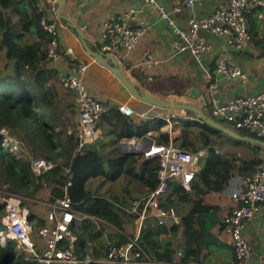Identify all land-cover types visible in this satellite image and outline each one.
Segmentation results:
<instances>
[{"label":"trees","instance_id":"1","mask_svg":"<svg viewBox=\"0 0 264 264\" xmlns=\"http://www.w3.org/2000/svg\"><path fill=\"white\" fill-rule=\"evenodd\" d=\"M21 7L22 10L19 11ZM12 11H19L16 20H12L9 15ZM42 16L37 7V0H0V51L5 52L7 61L4 69L0 70V196L20 197L23 206L30 213L33 228H36L43 224V220L37 212L35 213L36 208L40 206L42 193L49 192L50 198L46 201L48 203L53 198L63 197L66 187L74 210L88 216L74 220L71 224L77 238L76 253L90 254L87 244L89 241L99 244L102 229H98L97 224L89 217L122 231L125 220L138 219L141 209L138 213H129L124 207H117L111 201L95 196L87 187L89 178L99 174V158L93 153L84 152L86 148L80 153H75L78 140L76 122L73 120L76 116L73 92L61 86L56 69L47 67L49 60L46 50L50 38L39 25ZM157 81L149 84V89H156L166 95L168 88L165 83ZM112 112L114 110L111 107L102 118ZM115 119L125 123V119L118 114ZM163 124V118L147 121V129L138 136ZM178 126L180 137L173 142L176 147L189 152L199 149H205L207 152L199 161V172L191 184V190H198L199 195L219 192L227 185L234 172L239 176H247L254 171L255 166L263 163L259 157L226 158L216 153V144L221 132L203 123L181 121ZM2 132H6L17 143V153L10 151L11 148L4 144ZM239 133L248 134L246 131ZM169 141L168 134L159 135L158 144H168ZM234 141L254 151L262 150L256 145ZM25 153L55 162L56 167L36 178L29 168ZM142 158L144 156L141 154L109 158L107 164L112 170L110 179L115 180L123 173L130 174ZM144 161L146 165L142 168L139 180L149 191H153L158 184V159ZM68 168L69 173L66 172ZM68 182L70 185H67ZM188 194L183 187L171 180L167 192L159 198V205L161 208L171 209L170 205L176 196L188 199ZM208 211L209 208L202 206L198 200L179 224L160 227V233L166 236L176 234L182 229V263L191 260L199 262L198 251L203 243L212 238L210 229L216 221L210 227L205 226V218L202 216V213ZM3 213L4 209L0 206V220ZM168 226L170 228H167ZM3 230L0 222V232ZM127 237H132V234H119L115 244L123 243ZM138 242L154 262L172 264L174 261L172 241L160 240L152 223L145 222L142 225ZM15 248V242L0 243V264H38L26 261L23 256L17 257ZM95 251L99 252V249L93 248V258L96 257Z\"/></svg>","mask_w":264,"mask_h":264},{"label":"built area","instance_id":"2","mask_svg":"<svg viewBox=\"0 0 264 264\" xmlns=\"http://www.w3.org/2000/svg\"><path fill=\"white\" fill-rule=\"evenodd\" d=\"M141 8H128L110 14L102 23L98 36V50L101 54L114 59L125 58L139 44V42L153 29V23L139 22V16L148 13L158 15L170 27L178 40L171 43V48L177 53L188 52L200 63L208 50L200 33H209L223 37L227 47L235 51L249 48L252 36L249 30L247 15L255 7L262 5L255 0H225L220 3L211 14L202 18L191 19L185 30L176 26L174 16L184 9H193L196 5L209 0H140ZM170 9L167 11V5ZM39 20L41 28L49 35L47 45V59L55 62L61 56L59 46V28L55 21L44 17ZM154 55L147 53L143 65L152 68L158 65ZM86 64L80 63L68 74L59 76L61 86L73 92L76 111V137L78 140L75 153H80L86 146L93 144L100 137L99 121L112 107L97 98L88 89L84 73ZM205 107L208 115L215 121L239 133L246 131L248 136L264 141V89L255 95L233 96L228 100L219 97L218 89L221 81H237L243 79L242 69L231 61L230 55L222 54L215 61L212 74L207 76ZM117 110L125 117H132L133 109L116 105ZM165 124L181 121L197 122L194 115H187L181 110L171 111L162 117ZM171 126V125H170ZM218 153L217 150H215ZM205 149L189 152L176 147L173 142L168 144H153L144 150L146 159H158L157 181L153 191L142 200L133 202L129 213H138L142 218L150 217L157 227L179 224L180 219L173 209H164L159 205V198L168 189L169 181L173 180L186 191L197 174L199 161L206 156ZM32 174L38 178L56 167V163L29 156L26 158ZM70 172V168L66 170ZM70 185V182L67 183ZM239 188L231 194L235 204L230 212L222 218V225L229 237V244L234 256L231 264H248L251 257V247L244 236V229L248 222L264 208V163L255 166L254 171L247 176H241ZM61 198H53L46 204L43 212V224L33 228L30 213L23 206V200L17 196H0V206L4 213L1 224L4 230L0 232V243L15 242L16 256H23L26 261L38 264H161L156 263L139 245L138 236L127 237L121 244L107 243L104 258L95 259L89 253L77 255L76 235L71 228L74 220H81L76 216L71 200L64 187ZM49 200V198L47 199ZM121 208V207H120ZM93 221L96 218L89 217ZM264 258V252L262 253ZM182 264V263H180Z\"/></svg>","mask_w":264,"mask_h":264},{"label":"crops","instance_id":"3","mask_svg":"<svg viewBox=\"0 0 264 264\" xmlns=\"http://www.w3.org/2000/svg\"><path fill=\"white\" fill-rule=\"evenodd\" d=\"M224 1L209 0L196 5L191 10L184 9L179 15L174 16L177 28L185 30L191 19H198L211 14ZM255 1L261 2L262 5L255 7L247 15L252 36L251 45L247 50L235 51L227 47L223 37L201 32L200 37L205 41L208 50L200 63L195 62L190 53H177L172 50L171 43L178 40V37L165 22L159 20L157 14L148 13L145 10L146 14L139 16V22L153 23V29L130 54L125 58L117 59V61L129 77L131 74L135 75V78L130 77L133 84L141 90L159 96L165 97L167 94H171L172 82L185 83L186 85L182 88L180 96H172L175 97V100H190L206 113L208 110L202 103V97H205L207 89V76L212 74L216 59L220 55L228 53L231 61L242 69L245 77L237 81H221L218 89L219 97L222 100H228L233 96L243 94L255 95L264 89V0ZM141 6L140 0H65L60 14L69 15L71 25L75 28H77L76 23L78 21L83 23L80 30L86 37L88 48L91 51H96L99 46L98 36L102 23L109 15L128 8L139 9ZM37 7L41 8L45 18L55 21L59 28L61 56L55 62L49 61L47 67L56 69L60 76L68 74L78 64L85 63L87 67L83 77L88 89L97 98L112 106L114 110V112L108 113L100 119L98 124L100 137L93 144L86 146L84 151L93 153L99 158V174L97 177L89 178L87 187L92 189L91 187L95 186L94 191L96 193H93L95 196L109 200L117 207L121 206L129 209L133 202L144 199L149 192V188L139 180L142 168L146 165L144 160H149V158H142L130 174L123 173L115 180L110 179L112 170L107 164L108 159L121 155H143L144 150L149 149L153 144L158 145L161 133L168 134L169 143L174 142L180 137V127L176 123L152 127L142 135L150 140L141 141L138 139L142 137L138 134L147 129V121L152 122L155 119L165 117L171 111L134 100L106 67L87 54L75 29L65 20L57 17V4L54 0H37ZM20 10H22V7ZM169 10L167 5V11ZM19 11L9 13L12 20L17 19ZM147 53L154 55L156 60L159 61L157 66L147 68L143 65ZM6 64L5 52L0 51V70H3ZM155 80L165 83L166 88H168L166 95L156 89H149V84L151 85ZM191 90L198 93L199 97L189 96L188 93ZM116 105L133 109V116L130 118L125 117L117 110ZM117 114L125 119V123L115 119ZM187 115L193 114L187 112ZM74 119L76 122V116ZM215 150L226 158L253 159L259 157L264 163V149L254 151L224 135L218 137ZM197 172H199V166ZM240 178L241 176L234 172L232 178L221 191L210 192L205 195H199L198 190H191L190 187V190L186 191L189 193L188 199H180L176 196L173 204L170 205L181 222V219L187 216L194 207L195 202L200 200L202 206L209 208L208 213H202L205 218L204 225L210 227L216 221L210 229L212 238L203 243L202 248L198 251L200 253L199 262L191 260L182 263L180 261L184 247L181 228L176 234L166 236L160 233V227L154 225L152 218H142L140 216L136 220L124 219L125 223L122 231L102 221H93L97 224L98 229H102V234L99 237V244L95 243L96 241L88 242L87 251L89 250L90 254H93V248L99 249V252L95 251L94 253L95 258L102 260L107 243H117L119 234H132V237H136L139 235L142 225L145 222H150L157 231L160 240L170 239L172 241L175 253L172 264H231L233 254L229 237L221 221L235 205L231 200V194L238 190ZM94 182L95 185L92 186ZM43 197L47 201L50 198L49 192L42 193L41 198ZM44 206L46 205L40 203L37 209V214L41 219ZM167 228H170V226ZM243 233L251 247V257L248 264H264V258L262 257L264 252V208H261L253 219L247 223Z\"/></svg>","mask_w":264,"mask_h":264},{"label":"water","instance_id":"4","mask_svg":"<svg viewBox=\"0 0 264 264\" xmlns=\"http://www.w3.org/2000/svg\"><path fill=\"white\" fill-rule=\"evenodd\" d=\"M55 3L57 4V10H56V15L58 18L65 20L68 24L71 25V19L69 15L67 14H60V10L63 7L65 0H54ZM76 27L72 26V28L75 29V32L79 38V41L81 42L83 48L87 51V54L94 59H96L99 64L103 65L106 67L112 74L113 76L121 83V85L125 88L127 93L136 101L142 102L154 107H158L161 109H166L170 111L174 110H181L184 112H189L192 113L197 122L203 123L215 130H218L221 132L222 135L231 138L233 140H237L243 143H247L250 145H256L262 149H264V141L256 139L254 137L248 136V135H242L231 128L215 121L213 118H211L209 115H206L199 107L198 105L194 104L190 100L187 99H179L175 101H170L164 98H161L157 95H155L152 92H148L145 90H141L138 88L135 84H133L130 80V77L135 78L134 74H131L129 77L128 74L126 73L125 69L119 64V62L116 59L110 58L106 55H103L99 52L97 49L96 51H91L88 48L87 45V40L83 32H81V28L83 27V23L78 21L76 23ZM186 84L183 82H172L171 84V95H176L180 96L182 88ZM189 96H192L193 98H198L199 94L195 93L194 90L189 91L188 93ZM202 103L204 105L206 104L205 98L202 97ZM137 138V137H136ZM141 141L145 140H150L149 138L142 136L141 138H138Z\"/></svg>","mask_w":264,"mask_h":264},{"label":"rangeland","instance_id":"5","mask_svg":"<svg viewBox=\"0 0 264 264\" xmlns=\"http://www.w3.org/2000/svg\"><path fill=\"white\" fill-rule=\"evenodd\" d=\"M156 95V94H155ZM71 96V95H70ZM157 96H159V95H157ZM159 97H161V98H164V99H167V100H170V101H175V97H173L171 94H167V96H165V97H163V96H159ZM206 115H208V113L206 112L205 113ZM66 116H68L67 114H66ZM74 121H75V119H73ZM71 121H72V118H71V120H70V122H69V126H71ZM74 121H73V123H74ZM2 134H3V137H4V144H6V145H8L10 148H11V150L10 151H12L13 153H17V151H18V145H17V143L13 140V138H11V137H9L8 135H7V133L6 132H2ZM220 136H222V134H220ZM226 137V136H225ZM228 138V137H227ZM230 140H233V139H231V138H229ZM25 156H26V158L27 157H29V156H31V154H29V153H25ZM93 178V177H92ZM93 185H95V182L92 184V186ZM92 189H90V191L92 192V193H96L94 190L96 189L95 188V186H93V187H91ZM40 203L41 204H44V205H46L47 204V202H46V199L43 197L41 200H40ZM45 207H47V206H44V210L43 211H45ZM37 209L38 208H36V210H35V213L37 212ZM77 212V211H76ZM84 214H81V213H79V212H77V214H76V216L78 217V218H81L82 216H83Z\"/></svg>","mask_w":264,"mask_h":264}]
</instances>
